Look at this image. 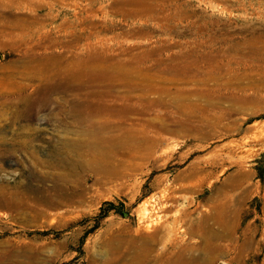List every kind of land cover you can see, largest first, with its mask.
Segmentation results:
<instances>
[{"label": "rangeland", "instance_id": "rangeland-1", "mask_svg": "<svg viewBox=\"0 0 264 264\" xmlns=\"http://www.w3.org/2000/svg\"><path fill=\"white\" fill-rule=\"evenodd\" d=\"M0 92V264H264V0H0Z\"/></svg>", "mask_w": 264, "mask_h": 264}, {"label": "bare ground", "instance_id": "bare-ground-1", "mask_svg": "<svg viewBox=\"0 0 264 264\" xmlns=\"http://www.w3.org/2000/svg\"><path fill=\"white\" fill-rule=\"evenodd\" d=\"M11 1H16V0H10V3H11ZM34 38V37H33ZM77 43V42H76ZM263 53V52H262ZM103 54V53H102ZM85 55V54H84ZM81 57H83V56H81ZM90 57H91V55H90ZM95 58V57H94ZM87 60V59H86ZM100 60V59H99ZM81 61V59L79 60V62ZM84 61H85V59H84ZM230 61V60H229ZM78 62V63H79ZM97 60H96V64H97ZM186 62V61H185ZM77 63V64H78ZM88 63V62H87ZM101 64V63H100ZM107 64V63H106ZM117 65H113V66H118L119 67V69L120 70H118V71H116V72H118V73H116V72H114V71H112V70H110V71H108V78L113 82V81H115L116 82V84L114 85V86H119V85H122V87L124 86L125 88H124V94H123V99H122V104H118L116 107H113V108H104V111H106V113H107V115L106 116H108L107 118H104L103 119V123H104V125H102V126H100V127H96V128H93V129H90V131H96V132H98V134H99V136H100V138L103 140V141H105V146H107L108 148H110V149H116L118 146H121V148H123V150L124 149H129V148H131V143H130V141L132 140V138H133V136L135 137L136 136V134L134 133L135 132V130L134 131H132L131 130V127H130V125L132 124L131 123V115H132V113L134 112V107H133V103H132V101H133V97H132V95H131V93H132V91H134V88H135V84L134 83H132V73H134V72H132V68H130V65L129 64H126V63H124V62H122V61H118L117 63H116ZM71 65V64H70ZM80 65V64H79ZM87 65V64H86ZM72 66V65H71ZM99 66V65H98ZM104 66V65H103ZM102 66V67H103ZM184 66V65H183ZM214 66H216V67H218V68H222V63L221 62H219V61H216L215 62V64H214ZM223 66H225V64H223ZM246 66V65H245ZM101 67V68H102ZM226 68H228L229 70H234L235 68H233V65H231V64H228L227 66H225ZM86 68V67H85ZM206 68H209V70H212V61H211V63L209 62L208 63V65H207V67ZM225 68V69H226ZM88 69V68H87ZM86 69V70H87ZM93 69V68H92ZM96 69H98V68H95V70ZM170 69V68H169ZM190 69L192 70V71H195V72H199V71H203V68H202V65H191V66H188L186 69H185V72H189L190 71ZM216 69V68H215ZM66 70H68V68L66 69ZM84 67L82 66V67H80V71H79V73H78V75L79 76H84ZM94 70V69H93ZM178 70V69H177ZM236 70V69H235ZM169 71V70H168ZM98 72H99V70H98ZM223 72V71H222ZM233 72V71H232ZM219 73V72H218ZM225 73V72H224ZM224 73H222V74H224ZM69 74H71V73H69ZM187 74V73H186ZM212 74H214V73H212ZM227 74H231V73H227ZM247 74V73H246ZM105 75V74H104ZM179 75V74H178ZM189 75V74H188ZM211 75V74H210ZM221 75V74H220ZM225 75H226V73H225ZM233 75V74H232ZM101 76V75H100ZM99 76V77H100ZM106 76H107V74H106ZM211 76H213V75H211ZM238 76V75H237ZM70 77H72V76H70ZM90 77V76H89ZM230 77V76H229ZM76 78L77 77H75L74 79L76 80ZM83 78V77H82ZM106 78V77H105ZM231 78V77H230ZM233 78H234V76H233ZM239 78V77H238ZM77 79H79V78H77ZM98 79V78H97ZM221 79H222V77H221ZM232 79V78H231ZM73 80V79H72ZM83 80V79H82ZM94 80V79H93ZM101 80V79H100ZM104 80V79H103ZM233 80V79H232ZM232 80L230 81V82H232ZM90 81V80H89ZM226 81V80H225ZM92 82V81H91ZM134 82V81H133ZM224 82V81H223ZM72 83V82H71ZM239 83V82H238ZM97 84V83H96ZM109 84V83H108ZM227 84V83H226ZM233 84V83H232ZM236 84V83H235ZM107 85V84H106ZM218 85V84H217ZM222 85V84H221ZM109 86H111V85H109ZM235 86V85H234ZM17 88V87H16ZM205 88V87H204ZM228 88V87H227ZM240 88V87H239ZM237 89V88H236ZM242 89V88H241ZM20 90V89H19ZM8 91V90H7ZM21 91V90H20ZM113 91H115L114 89H113ZM117 91V90H116ZM115 91V92H116ZM242 91H244V90H242ZM9 92V91H8ZM12 92V91H11ZM10 92V93H11ZM14 92V91H13ZM22 92V91H21ZM238 92V91H237ZM1 93V92H0ZM17 93V92H16ZM83 93V92H82ZM81 93V95H84V94H82ZM235 93V92H234ZM239 93V92H238ZM244 93V92H243ZM242 93V94H243ZM20 94V93H19ZM97 94V93H96ZM237 94V93H236ZM246 94V93H245ZM80 95V94H79ZM80 95V96H81ZM86 95V94H85ZM207 95V94H206ZM233 95V94H232ZM231 95V96H232ZM238 95V94H237ZM107 96V95H106ZM236 96V95H235ZM239 96V95H238ZM86 97V96H85ZM27 98H29V97H18V98H15V97H9V98H7L3 103H5L4 105H6V103L7 104H11L12 106L14 105V106H18L19 104H21V102L22 101H25ZM82 98V97H81ZM232 98V97H231ZM236 98H238L237 96H236ZM247 98V97H246ZM84 99V98H83ZM116 99V98H115ZM28 100V99H27ZM241 100V99H240ZM244 100H245V98H244ZM29 101V100H28ZM27 102V101H26ZM0 104H1V101H0ZM93 104V103H92ZM75 105H77V104H75ZM83 105H85V104H83ZM112 105V104H111ZM184 106H185V104H183ZM1 106V105H0ZM11 106V107H12ZM81 106V105H80ZM86 106V105H85ZM87 106H89V105H87ZM7 107V106H6ZM92 108H93V106H91ZM90 107V108H91ZM106 107V106H105ZM180 107H182V106H180ZM1 108V107H0ZM9 108V107H8ZM17 108H19V107H17ZM16 108V109H17ZM21 108V107H20ZM88 108V107H87ZM178 108V107H177ZM183 108V107H182ZM181 108V110L180 111H182L183 112V114H185V116H186V121L187 120H189L190 119V116L188 115H186V113H185V108H183L182 109ZM82 109V108H81ZM100 109H101V107H100ZM6 109H4V111H5ZM7 110H9V109H7ZM99 110V109H98ZM16 111V110H15ZM18 111V110H17ZM87 111V110H86ZM79 112H80V118H78L79 119V121L81 122V123H84V124H87V122H88V117H86V112L84 111V110H79ZM4 113H6V112H4ZM99 113V112H98ZM111 113V115H109ZM7 114V113H6ZM143 114V113H142ZM4 116V115H3ZM15 117H18L19 115L18 114H15L14 115ZM112 116H116L117 117V119H118V122H115V121H113V119H111L110 117H112ZM1 117V116H0ZM4 118V117H3ZM2 117H1V119H3ZM5 118H7V117H5ZM91 118V117H90ZM93 118V117H92ZM103 118V117H102ZM13 119V118H12ZM5 120V119H4ZM7 120V119H6ZM11 120V119H10ZM3 121V120H2ZM90 121V125H92V126H94V123H93V121L90 119L89 120ZM117 121V120H116ZM188 122V121H187ZM191 122V121H190ZM1 123V122H0ZM134 123V122H133ZM100 124V123H99ZM122 124H126L124 127H123V125ZM183 124V123H182ZM185 124V123H184ZM187 124V123H186ZM19 126V125H18ZM96 126V125H95ZM131 126H133V124L131 125ZM163 126V125H162ZM161 126V127H162ZM133 129V128H132ZM18 130V129H17ZM17 130H15V132L17 131ZM169 130V129H168ZM89 131V132H90ZM14 132V133H15ZM22 132V131H21ZM88 132V131H87ZM14 133H13V135H14ZM144 133H146V132H144ZM1 135V134H0ZM98 138V137H97ZM2 140H3V138H1ZM5 139V138H4ZM149 140V139H148ZM32 142V141H31ZM21 144V143H20ZM22 145V144H21ZM20 145V146H21ZM18 146V145H17ZM26 148V147H25ZM14 149V148H13ZM5 151V150H4ZM104 152V151H103ZM101 159V158H100ZM37 161V160H36ZM114 168V167H113ZM100 169H102V171L101 172H103L104 174L105 173H110V172H113V169L109 166V164L108 165H103V166H100L99 167V170ZM65 179V178H64ZM12 192V191H11ZM5 193V192H4ZM17 193V192H16ZM7 194V193H6ZM5 195V194H4ZM7 196H8V194H7ZM10 196V195H9ZM5 197H6V195H5ZM11 198V197H10ZM3 201V200H2ZM6 201V200H5ZM8 201V200H7ZM3 203H4V201H3ZM6 204V203H5ZM10 204H15V203H10ZM9 204V205H10ZM152 250V249H151ZM167 253H169V254H171L170 252H167ZM144 257V256H143ZM164 258V257H163ZM147 259V258H146ZM178 261L180 264H188L189 263V261H192V260H194L193 259V257H188L187 255H185L184 254V251L183 250H179L178 252H177V254H176V257H171V256H167V257H165V259H164V264H172V262L173 261ZM144 261V260H143ZM210 263V262H209ZM208 263V264H209ZM193 264V263H192Z\"/></svg>", "mask_w": 264, "mask_h": 264}]
</instances>
